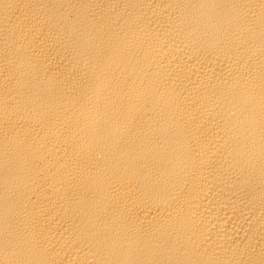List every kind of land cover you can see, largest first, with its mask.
I'll return each instance as SVG.
<instances>
[{
    "label": "bare ground",
    "instance_id": "1",
    "mask_svg": "<svg viewBox=\"0 0 264 264\" xmlns=\"http://www.w3.org/2000/svg\"><path fill=\"white\" fill-rule=\"evenodd\" d=\"M0 264H264V0H0Z\"/></svg>",
    "mask_w": 264,
    "mask_h": 264
}]
</instances>
